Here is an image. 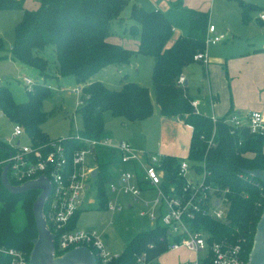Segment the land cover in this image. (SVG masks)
Instances as JSON below:
<instances>
[{"label":"trees","instance_id":"obj_1","mask_svg":"<svg viewBox=\"0 0 264 264\" xmlns=\"http://www.w3.org/2000/svg\"><path fill=\"white\" fill-rule=\"evenodd\" d=\"M238 2L244 21L249 20L251 11L259 9L244 0ZM127 5L129 0H39L36 9H27L24 0H0V10H23L14 28L9 54L3 51L5 47L0 37V58L10 56L37 68L44 78L54 75L57 82L65 76H73L77 85L82 86V103L76 109L81 116L80 132L88 137L103 138L109 136L104 123L106 111L127 120H142L153 113L154 105L147 86L124 77L120 88L112 89L96 75L99 73L101 76L113 64L130 63L135 51L153 56L152 80L160 112L180 117L193 126L188 157L198 169L208 171V182L229 189L225 217L202 216L196 225L209 230L210 240L227 237L243 241L248 258L264 209V182L248 170L264 169V133H253L244 127L233 134L230 124L224 120L228 113L213 121L210 116L198 112L185 85L178 82L184 68L194 61V55L207 48L209 12L192 9L187 32L169 44L173 24L161 9L147 10L141 5L131 4L130 17L135 22L115 28L116 23H121V13ZM117 33L137 38V50L111 42L110 37ZM49 46L52 47L53 59L45 55ZM51 68H54L53 72L48 71ZM53 88L48 80L36 79L27 90V99L17 101L11 88L0 84L1 114L14 123L22 124L35 141H46L50 137L41 127L47 117L43 101L52 95ZM201 134L206 138H200ZM213 135L215 144L210 146L208 139ZM10 151L5 139H0V246L19 249L29 257L33 239L38 235L33 202L39 191L13 193L4 186L1 181L4 164L1 161ZM98 157V207L106 209L107 183L119 173L117 168L121 155L114 149L99 146ZM178 163L179 157L167 156V178L174 179L173 172ZM139 174L142 173L139 171ZM19 202L27 219L21 229L13 225L11 218ZM79 215L80 211L70 227L76 226ZM166 236L167 230L160 226L139 231L110 264H134L136 256L143 252L149 259L157 258L167 251ZM0 264H12V257L0 251Z\"/></svg>","mask_w":264,"mask_h":264},{"label":"built area","instance_id":"obj_2","mask_svg":"<svg viewBox=\"0 0 264 264\" xmlns=\"http://www.w3.org/2000/svg\"><path fill=\"white\" fill-rule=\"evenodd\" d=\"M260 19L264 21V9L260 11ZM215 32L216 27L211 24L207 42L216 43L222 39V35ZM194 59L208 62L206 51L197 52ZM22 78L28 86L33 85L31 76L24 75ZM185 80L183 74L178 78L182 85H185ZM72 91L82 94V86L76 85ZM191 102L194 108L197 107V100ZM80 103L81 98L78 105ZM211 118L217 121L219 117ZM224 120L230 124L233 134L244 127L253 133H264V107L250 111L246 119L235 113L225 116ZM23 135L28 136L29 142H21L19 137ZM200 138H206L205 134H201ZM5 141L11 151L1 162L8 164L7 174L13 184H22L42 175L50 181L44 217L55 234L57 254L58 251L63 253L83 245L95 254L96 264H110L119 256V253L107 248L100 233L78 228L79 218L76 226L70 227L76 213H81L84 203H96L98 200L95 197L98 191V151L99 146H105L121 155L117 168L119 173L107 183L106 209L112 212L121 210L119 197L130 196L132 200L128 205L134 207L136 204L138 213L148 218L152 228L160 226L167 230V251L185 247L194 252V259L183 264H246L248 258L243 241H233L227 237L210 240L212 236L209 230L196 225L202 216L216 219L225 217L229 205L226 193L229 189L208 182V171L198 169L188 155L179 157L178 166L173 172L174 179H171L166 177L165 161L168 154L139 149L130 141L113 140L110 136L88 137L81 134L80 128L65 136L37 142L22 124L15 123L11 136ZM208 144H215L214 135L208 139ZM151 191H154L153 195ZM0 251L12 257V264H29V257L19 249L0 246ZM134 264L161 263L158 258L149 259L143 252L136 256Z\"/></svg>","mask_w":264,"mask_h":264},{"label":"rangeland","instance_id":"obj_3","mask_svg":"<svg viewBox=\"0 0 264 264\" xmlns=\"http://www.w3.org/2000/svg\"><path fill=\"white\" fill-rule=\"evenodd\" d=\"M137 2L147 10L160 8L167 12L172 19L174 29L184 24L187 20L184 18L182 10H172V0H131ZM131 4L127 5L121 13V23L115 28L129 26L135 21L130 17ZM208 11L211 17V4L202 9ZM218 13L214 8L213 21L221 31L227 27H233L237 36L230 38L228 35L223 36L217 43L207 42L206 52L210 58L219 57L221 62L215 60L214 69L208 70L204 62L195 60L187 65L188 91L191 96L203 100L204 89H209L210 82L213 86L221 89L219 92L222 100L230 102L231 86L234 83L237 96L242 95L243 89L247 85L253 88V92L258 94V99L264 104V53L251 52L252 48L259 43L264 42V21L256 22L250 25L249 21L243 18L239 23H230L226 19V14L217 7ZM178 11V13L176 12ZM181 13V14H180ZM21 9H2L0 10V37L3 40L5 53L9 54L14 41V28L22 17ZM250 19V18H249ZM225 20V21H224ZM261 20V19H260ZM248 24L249 26L245 25ZM209 34V33H208ZM250 35V38H249ZM124 43L130 49L137 47V42L133 39H127ZM254 43V44H252ZM51 46L46 50V56L50 59L54 57L51 52ZM264 51V50H263ZM253 54V55H252ZM154 57L138 52H134L131 61L128 64H113L106 69L104 73H99L96 78H104L112 89H119L121 76L118 66L123 69L122 74L127 80L147 86L150 89L151 96L155 101V92L152 80L154 67ZM126 68H128L126 70ZM51 68L50 72H53ZM128 71V76L126 75ZM31 76L34 80H43L53 85V93L43 101V110L46 112V120L42 123V129L49 137L65 136L71 133V130L82 126L81 116L76 112L78 101L81 94L72 92L77 83L71 75L65 76L59 82L54 75L44 78L35 67L25 65L10 56L0 58V84L8 85L14 93L17 101L27 99V90L31 88L24 80L23 76ZM200 91L202 92L200 94ZM213 91H215L213 89ZM189 96V95H188ZM157 105V102L155 101ZM1 110V109H0ZM160 111L158 107L153 109V113L144 120H127L125 117L114 116L111 112L104 113V123L106 129L111 131L114 137L128 140L132 139L133 144L140 149L162 150L165 152L182 153L180 143L190 142L191 132L185 130L183 122L172 120L164 116H158ZM154 115V116H153ZM14 122L0 111V139H6L11 136ZM70 132V133H69ZM22 143L29 142L27 135L19 137ZM17 138H15V141ZM193 175V173H192ZM196 178L200 176L194 175ZM92 194L94 186L91 187ZM154 194V191H151ZM122 209L116 212L109 211L105 208H99L97 203H84L79 220L78 228L97 229L102 235L103 240L109 250L112 252H121L128 244L130 239L139 231L152 228L151 222L146 217L138 213V209L130 207L128 203L132 198L128 195L119 197ZM1 206V203H0ZM12 223L17 229H21L27 222L22 203L19 202L12 212ZM193 251L182 247L174 251H166L158 256V262L161 264H183L194 259Z\"/></svg>","mask_w":264,"mask_h":264},{"label":"crops","instance_id":"obj_4","mask_svg":"<svg viewBox=\"0 0 264 264\" xmlns=\"http://www.w3.org/2000/svg\"><path fill=\"white\" fill-rule=\"evenodd\" d=\"M24 1H25V8H27V9H36L39 6V0H24ZM130 1L131 0H129V4H137V5H139V3H137L136 1L132 2V3ZM244 1L252 3V4H254L255 6H257L259 8V9H256L254 11H251L250 19L248 20L250 22L249 24L252 25V24H254L256 22H259V23L262 22L263 20H260V11L262 9H264V0H244ZM172 3H173V4H171L172 10L173 9H176L178 11L182 10V11H179V12L183 13L184 18H186L187 20L184 21L183 25H180L176 29H174V25H173V30H174L173 31V36H172L169 44H171L180 35L185 34L187 32L188 25H189L190 11L192 9L202 10L203 8L207 7L209 4H211V12H212L211 13V17L209 16V26L211 24H213L216 27V32L215 33H218V34L223 35V36L228 35V37H230V38H233V37L237 36V34L235 33V30L233 29V27H227L223 31L218 29L216 24L213 21V18H214V8L216 9L217 14H219L218 10H217V7H219L226 14V19L225 20L229 21L230 23L231 22L232 23H239V21H241L243 17H242V7L239 4L238 0H172ZM154 9H160V8H154ZM178 11H176V12L178 13ZM164 12L167 14L166 11H164ZM167 16L170 18V16L168 14H167ZM170 20H172V19L170 18ZM245 25L249 26L247 23ZM209 26H208V28H209ZM249 38H250V35H249ZM127 39H133V40H135L137 42V47L134 48V50H137L138 45H139V40L137 38H134V37H131V36H128V35H123V34L120 35L118 33L116 35H113L112 37H110V41L111 42L118 43V44H121L122 46H124L126 48H129L124 43L125 41H128ZM252 44H254V43H252ZM263 50H264V42L263 43H259V45H255L254 44V47L252 48L251 52L264 53ZM206 53H207V56H208V62L205 63L206 66H207V69L208 70H211V69L213 70L214 67H215L213 65V62L215 60H217L218 62H221V58L213 57L212 59H209L210 58V54H208V51ZM186 68H187V66L184 68V71H183V75H185V78H186V80H185V89H186L187 94L191 98V100H197V107H195V109L198 112H200L202 114H205V115H208L210 117L211 116L221 117V116H225L227 113H228V115L236 113V114H240L241 116L244 117V119H246L250 111H252L254 109H259V108L264 107V104L262 102H260L259 99H258V94L256 92H253V88L249 89L248 85L246 87H244V89H243L244 92L241 91V93H243V94L240 95V96H237L236 88H235L234 83L231 86L232 87L231 88V94L234 95V96L230 98V102L229 103H227L226 100H222L221 99L220 94H219V92H221V89H219L218 86H213L211 84V82H210V85H209V89H204V91H203V97H204L203 100H201V99H199L197 97H193V96L190 95V93L188 91L189 82L187 80V69ZM106 69L104 70V72L106 71ZM127 69L128 68H126V70ZM118 72H119L121 78H124V77H125V79L127 78L125 75L122 74L123 69H119ZM126 75L128 76V71H127ZM100 79L109 87V83L105 82L104 78L101 77ZM121 80H120V83L122 84ZM116 88H120V87H116ZM213 89L215 91H213ZM201 93L202 92L200 91V94ZM151 98H152V96H151ZM152 101H153L154 108L158 107V109L160 111L159 105L155 104V101L153 100V98H152ZM158 116H164L165 118H169V119H172V120H180L181 123L183 122L184 129L185 130H188V129L190 130V132H191V136L190 137H192L193 127L190 124H187L180 117L166 116V115L162 114L161 112H160V114H158ZM145 119H148V118H145ZM142 120H144V119H142ZM105 130L109 133V136L113 140H124L123 138L119 139L117 137H114L111 134V131L109 129H106V127H105ZM72 131H74V129L71 130V132ZM127 141H130V142L133 143L132 139H130V138ZM190 141H191V138H190ZM133 145L136 147L135 144H133ZM185 146H186V144L180 143L181 149H184V152H182V153H172V152L170 153V152H165V151L157 150V149L156 150H148V151L161 152V153H164V154L173 155V156H177V157H185V156L188 155L190 142H189V144H188V146L186 148H185ZM263 151H264V148H263ZM97 194H98V191L96 192V196H95L96 198H97ZM96 203L98 204V200H96ZM91 204H94V203H91ZM79 217H80V215H79ZM146 219L148 220V218H146ZM77 224H78V222H77ZM89 230H95V231H97L99 233V231L97 229H89ZM170 251H174V250H170ZM116 253H120V252H116Z\"/></svg>","mask_w":264,"mask_h":264},{"label":"water","instance_id":"obj_5","mask_svg":"<svg viewBox=\"0 0 264 264\" xmlns=\"http://www.w3.org/2000/svg\"><path fill=\"white\" fill-rule=\"evenodd\" d=\"M7 172L8 164H5L1 172V181L10 192L22 193L40 190L33 202L38 235L33 239L34 245L29 255V264H96L95 254L87 246H76L61 254L56 253L55 234L49 228L44 217V206L51 188L48 178L42 175L22 184H13L9 180ZM248 172L264 182V169H250ZM246 264H264V209L256 226Z\"/></svg>","mask_w":264,"mask_h":264}]
</instances>
